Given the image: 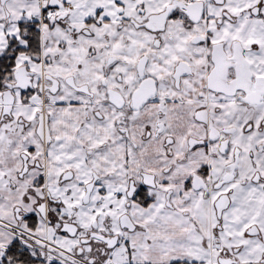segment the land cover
<instances>
[{"label":"snow or ice","instance_id":"6c2138e0","mask_svg":"<svg viewBox=\"0 0 264 264\" xmlns=\"http://www.w3.org/2000/svg\"><path fill=\"white\" fill-rule=\"evenodd\" d=\"M0 264H264V0H0Z\"/></svg>","mask_w":264,"mask_h":264}]
</instances>
